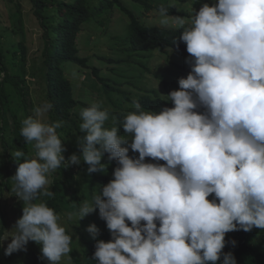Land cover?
I'll list each match as a JSON object with an SVG mask.
<instances>
[{
  "label": "clouds",
  "instance_id": "obj_1",
  "mask_svg": "<svg viewBox=\"0 0 264 264\" xmlns=\"http://www.w3.org/2000/svg\"><path fill=\"white\" fill-rule=\"evenodd\" d=\"M160 12L167 24L168 10ZM172 19L181 29L172 44L186 46L190 68L165 95L172 107L144 110L134 102L120 128L109 129V113L93 103L80 113L83 135L68 157L57 133L63 122L45 120L50 103L22 120L20 134L35 156L11 152L13 191L24 207L0 238V247L10 241L4 255L32 241L40 259L59 264L72 236L42 200L54 196L50 176L82 163L89 174L107 172L106 154L117 165L113 178L79 208L80 221L98 209L111 235L96 239L99 228L87 227L96 264H237L223 251L226 234L264 230V0H202L188 19Z\"/></svg>",
  "mask_w": 264,
  "mask_h": 264
},
{
  "label": "rangeland",
  "instance_id": "obj_2",
  "mask_svg": "<svg viewBox=\"0 0 264 264\" xmlns=\"http://www.w3.org/2000/svg\"><path fill=\"white\" fill-rule=\"evenodd\" d=\"M159 1L162 6H166L172 11V14L167 17V24L162 22L165 17L157 9V2H151L153 8L148 11L136 2L122 0L123 4L134 12L144 25L164 28H179L172 17L179 15L188 19L195 8L199 10L202 2V0ZM203 2L211 3V0H203ZM18 11L22 13L23 24L16 26L13 13ZM129 20V17L122 10L114 7L102 16L101 21L93 20L82 26L77 43L79 56L88 60L87 67L83 68L74 63H68L66 67V76L72 83L75 99L79 103L74 110L77 114V116L75 114L74 120L78 121L79 125L82 123L80 116L82 109L96 103L101 110H107L109 113L105 127L109 129L112 127L120 128V123L113 113L115 108L111 104V99H115L116 92H119L122 97L126 94L132 100H137L143 95H150L153 92L167 99L165 95L179 88L178 79L182 76L186 77L190 71L185 61L178 56L177 58L172 51L155 50L143 53L131 51ZM45 41V30L42 29L39 21L33 15V5L30 0H0V42L5 47L3 52L6 64L12 74L17 73L24 65L26 70L24 86L29 91L24 101L14 87L9 86L12 110H6L4 115L0 114V179L2 183L10 180L12 185V189L6 188L4 195L0 196L2 237L9 235V231H11L16 220L22 216L24 207L23 201L19 200L13 191L15 182L12 177L15 175L18 165L13 161L11 152L21 150L14 141L15 120H23L33 115L34 108L47 104L44 88L45 67L42 57ZM21 43L26 49L25 60L22 57ZM16 50L18 53L17 56H14ZM94 68L99 70V76L104 78L115 91L102 87L101 82L93 74ZM119 101L122 102L123 100ZM124 106L127 108L129 104L125 102ZM13 112L19 114V117H15ZM45 120L46 122H53L51 111L46 113ZM57 133L62 142L66 143V157L78 151L75 143L80 135L77 130H74L71 135H68L66 131L62 135L59 128ZM119 134L126 139H131V136L125 134L122 128ZM4 145L10 146L9 151L8 148L6 151ZM28 146L32 158L35 156V149L32 144H28ZM21 159L23 160V158ZM102 162L111 165L107 160V154ZM87 168L88 165L84 163L66 169L61 166L50 176L52 181L50 190L54 192L51 199H55L56 204L60 207V210L56 211L60 218L59 223L65 227L66 233L72 236L70 245L72 250L68 255L62 257L59 264H78L76 258L83 259L84 250L92 241L103 239L104 236L108 237V234H104V231L108 229L102 230V226L106 227V222L100 218L98 209L80 221L79 208L81 204L84 201L91 202L93 196L99 193L101 186H92L91 181L94 175L93 173L89 174ZM68 169L71 170L69 171L71 175L70 178H65L64 172ZM61 174L63 175L62 178H60ZM58 185L62 187L64 185L67 188L63 198L57 197L55 193ZM42 200L48 202L49 198L42 197ZM93 223L100 230L96 239H93L86 230ZM258 231L261 236H264V230L258 229ZM9 242L7 240L4 242V249ZM26 247L27 250H36L41 255L40 245L35 242L30 241ZM27 250L13 253L11 256H4L14 263L20 264L23 262ZM74 252H78V256L73 254ZM44 263L47 264V261L44 260Z\"/></svg>",
  "mask_w": 264,
  "mask_h": 264
},
{
  "label": "trees",
  "instance_id": "obj_3",
  "mask_svg": "<svg viewBox=\"0 0 264 264\" xmlns=\"http://www.w3.org/2000/svg\"><path fill=\"white\" fill-rule=\"evenodd\" d=\"M144 6L146 10L153 8L151 2H157V9L162 7L168 10L169 14H172L170 8L162 6L159 0H131ZM33 5V15L39 21L42 29L45 30V47L43 50V66L45 67L44 74V88L46 94V101L52 105L51 117L52 121H62V127L60 128L62 135L66 133L71 135L74 130H77L80 137L83 133L80 131V125L78 121L74 120V110L78 107L79 103L75 99V93L71 81L66 76V67L68 63H74L83 68L87 67L88 60L79 56L78 37L82 31V26L90 21H101L102 16L106 12L114 7H118L122 10L126 16L129 17V44L131 51L137 53L161 51H172L176 57H180L181 60H186L188 53L186 52V46L180 43L177 47L172 42L180 35V28H164L156 26L144 25L134 12L128 9L122 2V0H30ZM19 8V6H18ZM15 25L23 24L22 13L18 11L14 12ZM58 23V25H55ZM101 23V22H100ZM22 50V57L25 60L26 49L25 46L20 44ZM4 45L0 42V114L4 115L6 110H12L10 106V93L9 86L14 87L15 91L20 94L25 101L28 95V88L24 86L25 83V67L24 65L12 74L6 64L4 57ZM17 50L14 52V56H17ZM177 57V58H178ZM93 74L95 78L101 82L102 87L105 89H112L107 84V81L99 76V70L94 68ZM106 81V82H105ZM115 91L114 89H112ZM117 99V100H115ZM115 99H111V104L114 106V115L117 120L123 119V116L129 112L135 111L134 102H139L144 110L158 111L162 107H172L171 102H167V99L153 92L150 95H143L137 100H132L129 96L124 94V97L120 93H115ZM119 100H123L120 102ZM127 102L129 106L125 108L124 103ZM27 102L25 103V105ZM26 107V106H25ZM15 117H19V114L13 112ZM77 116V114H76ZM22 120H15V129L13 132L14 141L21 151H23L26 157L31 158L29 154L28 143L24 141V138L20 134ZM126 134V133H125ZM77 145V143H75ZM9 148L10 146L6 147ZM76 151V149H74ZM133 156L138 157V153H133ZM148 162L151 161L150 159ZM160 163H164L160 161ZM115 161L111 162V165L106 166L107 172L93 173L94 178L91 181L93 187L97 185L107 184L112 178V173L116 167ZM71 170L64 172L65 178H70ZM1 175V170H0ZM62 174L60 178H62ZM7 189H12L11 181L7 180L2 183L0 179V196H3ZM67 188L63 185H58L55 190L57 197L63 198ZM212 197H209L211 199ZM47 205L56 211L60 210V207L56 204L55 199L49 198ZM107 229L102 226V230ZM3 231L0 230V238H2ZM104 234H108V237L104 236L103 240L108 241L111 239L109 230H105ZM228 243L223 249L224 252L233 251L236 257L237 264H264V236L259 234L258 229H253L251 232L233 231L226 234L225 237ZM235 240L236 245L233 246L231 241ZM96 240L92 241L88 247L84 250V256L82 260L76 258L78 264H96L93 260L95 252ZM78 256V252H74ZM41 255L32 249L27 250V254L24 260L20 264H45L44 260L40 259ZM0 264H17L8 257L4 256V247H0ZM219 264V262H218Z\"/></svg>",
  "mask_w": 264,
  "mask_h": 264
}]
</instances>
